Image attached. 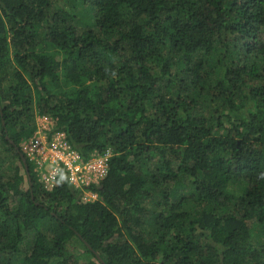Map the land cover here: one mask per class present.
<instances>
[{
  "label": "trees",
  "instance_id": "trees-1",
  "mask_svg": "<svg viewBox=\"0 0 264 264\" xmlns=\"http://www.w3.org/2000/svg\"><path fill=\"white\" fill-rule=\"evenodd\" d=\"M44 115L112 151L96 200ZM0 264H264V0H0Z\"/></svg>",
  "mask_w": 264,
  "mask_h": 264
},
{
  "label": "built area",
  "instance_id": "built-area-1",
  "mask_svg": "<svg viewBox=\"0 0 264 264\" xmlns=\"http://www.w3.org/2000/svg\"><path fill=\"white\" fill-rule=\"evenodd\" d=\"M21 149L34 164V170L46 189L54 187L61 168H64L68 183L81 195H89L94 200L98 196L91 187L107 176L113 155L109 149L105 153L94 152L85 158L63 132L54 130L53 119L45 115L37 118L36 131L23 141Z\"/></svg>",
  "mask_w": 264,
  "mask_h": 264
},
{
  "label": "rangeland",
  "instance_id": "rangeland-1",
  "mask_svg": "<svg viewBox=\"0 0 264 264\" xmlns=\"http://www.w3.org/2000/svg\"><path fill=\"white\" fill-rule=\"evenodd\" d=\"M80 196H81V198L83 199V200H86V201H93L94 199L91 197V196H89V195H86V194H80Z\"/></svg>",
  "mask_w": 264,
  "mask_h": 264
},
{
  "label": "water",
  "instance_id": "water-1",
  "mask_svg": "<svg viewBox=\"0 0 264 264\" xmlns=\"http://www.w3.org/2000/svg\"><path fill=\"white\" fill-rule=\"evenodd\" d=\"M21 157H22V160H23L24 166H25V168H26V171H27V173H28V175H29V168H28L27 160H26V158H25V156H24L23 154L21 155Z\"/></svg>",
  "mask_w": 264,
  "mask_h": 264
}]
</instances>
